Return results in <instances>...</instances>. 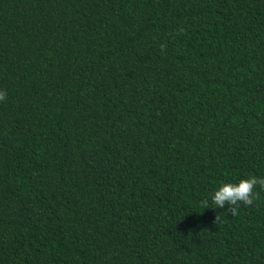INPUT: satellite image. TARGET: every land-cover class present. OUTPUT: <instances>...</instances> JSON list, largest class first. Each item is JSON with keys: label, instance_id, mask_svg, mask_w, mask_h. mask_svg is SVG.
I'll use <instances>...</instances> for the list:
<instances>
[{"label": "trees", "instance_id": "16d2710c", "mask_svg": "<svg viewBox=\"0 0 264 264\" xmlns=\"http://www.w3.org/2000/svg\"><path fill=\"white\" fill-rule=\"evenodd\" d=\"M0 90V264H264V0H0Z\"/></svg>", "mask_w": 264, "mask_h": 264}, {"label": "clouds", "instance_id": "9594fccd", "mask_svg": "<svg viewBox=\"0 0 264 264\" xmlns=\"http://www.w3.org/2000/svg\"><path fill=\"white\" fill-rule=\"evenodd\" d=\"M5 96L6 93L0 90V101H3ZM257 186L264 190V177L249 175L234 182L220 181L205 198L201 199L200 204L204 209L220 208L224 209L226 214L235 215L240 205L254 204L259 195L255 190ZM209 204L213 207L210 208Z\"/></svg>", "mask_w": 264, "mask_h": 264}]
</instances>
